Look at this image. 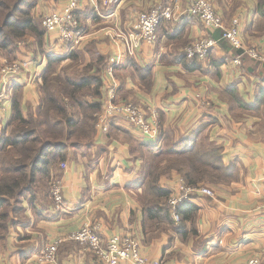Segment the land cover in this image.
Wrapping results in <instances>:
<instances>
[{
	"label": "crops",
	"instance_id": "crops-1",
	"mask_svg": "<svg viewBox=\"0 0 264 264\" xmlns=\"http://www.w3.org/2000/svg\"><path fill=\"white\" fill-rule=\"evenodd\" d=\"M192 1L80 0L78 45H65L57 33L45 32L48 54L80 68L94 63L91 72L102 71V95L89 97L91 102L98 101L102 109L108 103H134L148 120L157 119L159 135L147 139L114 122L107 133L96 129L91 146L71 148L62 162L66 167L60 163L57 177L52 175L50 192L25 197L19 214L11 212L8 233L0 236V264H96V255L71 238L85 223L99 226L104 246L113 235H131L148 259L164 264H248L253 257L264 262V60L248 53L264 57V15L259 0H210L226 27L238 23L244 49L218 40L206 59L192 61L184 58L187 45L222 38L221 30L208 29L189 14ZM64 2L37 0L35 15L42 28L43 17L60 11ZM158 4L179 5V17L161 24L155 46L144 43L130 54L115 31L135 34L140 13ZM112 58L117 63L109 74ZM237 58L240 65L234 63ZM7 61L2 57L1 67ZM13 61L23 63L12 83L22 86L26 112L39 103V77L47 59L26 43ZM183 61L195 63V70L185 69ZM148 70L152 79L146 86L142 75ZM11 107L10 98L0 117V136ZM182 142H193L201 151L208 144L220 149L210 160L220 169V182L200 184L215 196L194 195L195 215L186 220L180 215V222L172 216L174 225L168 226L148 220L143 210L144 176L157 153ZM171 163L162 161L161 169ZM180 179L172 170L160 177V184L173 192ZM56 180L63 192L61 209L51 193ZM58 239L56 261L40 263L37 257L45 246Z\"/></svg>",
	"mask_w": 264,
	"mask_h": 264
},
{
	"label": "trees",
	"instance_id": "trees-1",
	"mask_svg": "<svg viewBox=\"0 0 264 264\" xmlns=\"http://www.w3.org/2000/svg\"><path fill=\"white\" fill-rule=\"evenodd\" d=\"M36 6L37 0H0V59L14 60L26 43L47 59L39 77L40 99L35 108L29 106L25 112L22 86L14 85L11 89L12 115L0 136V236L3 237L13 221L11 212L17 215L22 210V199L34 197L37 192H50L49 184L57 177L59 164L67 160L68 151L94 143L97 114L102 110L101 103L88 99L101 97L102 71L92 73L94 63L81 69L72 63L65 70L66 57L48 54L44 49L46 33L36 18ZM258 8L264 15V0H259ZM216 40L224 42L221 38ZM70 58L73 62L78 60L77 55ZM184 64L185 69L195 70V63ZM1 72L0 64V78ZM142 76L148 86L151 70ZM219 153L220 149L213 144L201 151L193 142L170 145L157 153L153 165L145 172L146 192L141 197L148 220L174 225L167 204L172 192L160 184L163 174L175 170L191 186L220 182L216 181L220 169L210 161ZM165 160L172 163L162 170L161 162ZM191 204L187 202L179 209L184 220L196 213L197 208Z\"/></svg>",
	"mask_w": 264,
	"mask_h": 264
},
{
	"label": "built area",
	"instance_id": "built-area-1",
	"mask_svg": "<svg viewBox=\"0 0 264 264\" xmlns=\"http://www.w3.org/2000/svg\"><path fill=\"white\" fill-rule=\"evenodd\" d=\"M80 7V0H65L60 11L47 14L43 17L42 25L47 33H57L63 44L78 45L82 39L80 23L77 18V11ZM179 5L158 4L147 11H142L138 17L134 34L123 35L117 31L116 38L124 42L130 54H134V48L141 44L155 46L158 42V30L164 21H172L179 17ZM189 14L199 18L204 25L211 30H221L222 40H226L238 49H244L237 22H233L231 27H226L223 17L217 12L214 4L210 0H193L188 8ZM218 45V40L214 38H203L187 45L183 52L190 59L204 60L208 57L212 49ZM254 58H262L255 51H248ZM116 59H110L111 66L108 73L113 74V65ZM235 64L240 65L241 60L237 58ZM23 69V63L13 61L6 62L2 67L0 80V117L6 106V102L11 98L13 86L12 77ZM114 122H120L132 127L147 139H155L159 135V124L156 118L148 120L141 107L134 103H108L98 114L96 129L107 133ZM62 167H66L62 163ZM51 193L57 203V208L61 209L64 203L62 187L56 180L52 183ZM206 195L214 197L212 189L204 185L191 186L184 179H180L175 190L171 193L167 204L171 209L173 218L180 222L179 209L187 202H191L194 195ZM71 238L78 242L85 250L92 251L96 255V264H121L124 261L133 264H164L161 261L148 259L141 251L140 243L133 236L120 237L113 235L104 246L99 235V226L85 223L78 231L71 235ZM62 240L58 239L45 246L42 253L37 257L40 263H53L56 261L58 248ZM248 264H264L258 258L253 257Z\"/></svg>",
	"mask_w": 264,
	"mask_h": 264
},
{
	"label": "rangeland",
	"instance_id": "rangeland-1",
	"mask_svg": "<svg viewBox=\"0 0 264 264\" xmlns=\"http://www.w3.org/2000/svg\"><path fill=\"white\" fill-rule=\"evenodd\" d=\"M7 62H9V63H11V62H13V60H10V59H8V61ZM72 64V62H66L63 66H64V68H65V70L67 69V68H69L70 69V67H69V65H71ZM73 65H74V63H73ZM78 65V64H77ZM76 65V66H77ZM76 69H81L80 68V65L76 68ZM73 71V70H72ZM67 72H69V70H67ZM70 73V72H69ZM87 99V98H86Z\"/></svg>",
	"mask_w": 264,
	"mask_h": 264
}]
</instances>
